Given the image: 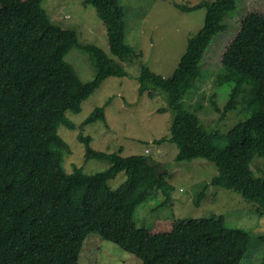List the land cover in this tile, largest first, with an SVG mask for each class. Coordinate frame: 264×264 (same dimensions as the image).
Wrapping results in <instances>:
<instances>
[{
  "label": "trees",
  "instance_id": "16d2710c",
  "mask_svg": "<svg viewBox=\"0 0 264 264\" xmlns=\"http://www.w3.org/2000/svg\"><path fill=\"white\" fill-rule=\"evenodd\" d=\"M41 1L0 0V264H78L91 232L136 255L138 264H239L251 235L227 225L221 214L159 216L148 225H135L141 202L160 191L164 204L173 189L158 162L145 153L124 156L121 150L94 149L90 136L80 130L85 158L105 159L107 166L95 172L81 166L65 170L69 150L58 125L75 126L65 112L78 113L81 102L106 77L126 75L124 62L136 60L140 52L125 40L124 10L117 0H83L96 9L116 59L93 43L79 45L76 31L54 23ZM174 5L206 11L170 76L145 64L138 70V93L164 92L167 105L159 111L173 112L170 135L153 143H175L176 160L202 157L215 163L217 173L201 183L195 204L216 185L264 210V13L247 12L222 54L215 80L229 86L223 113L236 109L240 98L248 114L218 133L201 123L196 111L202 103L190 101L192 93L187 103L184 97L202 78L199 63L213 36L226 28L236 0ZM74 45L95 60L91 80H81L64 60ZM103 109L96 106L79 126L104 120ZM254 157L263 162L260 174L252 169ZM121 170L124 182L110 187L107 180Z\"/></svg>",
  "mask_w": 264,
  "mask_h": 264
},
{
  "label": "rangeland",
  "instance_id": "374dc122",
  "mask_svg": "<svg viewBox=\"0 0 264 264\" xmlns=\"http://www.w3.org/2000/svg\"><path fill=\"white\" fill-rule=\"evenodd\" d=\"M123 7L125 40L140 52L133 61L124 62L127 71L123 76H108L82 102L78 113L70 110L65 116L74 123V128L58 125V133L64 138L68 152L64 154V168L71 171L81 166L85 172L106 168L107 161L100 158L87 159L84 144L78 140V131L90 136L94 149L106 152L121 150L126 156L145 153L157 161L168 184H171L170 199L164 204V196L155 191L150 199L141 202L134 212L135 225H148L154 218L174 216L176 218L200 217L211 213L224 216L229 226L245 229L250 233L248 248L239 264H264V210L256 203L245 200L240 193L221 186H210L205 195L197 201L201 183L208 182L217 173L214 162L202 157L190 160H176L178 148L175 143L165 140L153 143L154 139L170 135L173 112L159 108L167 105L164 92L146 91L139 94L136 75L142 64L168 77L185 51L187 39L203 25L205 7L183 11L174 3L193 5L201 0H117ZM42 6L49 18L56 24L76 31L79 45L93 43L115 57L109 49L106 29L96 9L83 0H42ZM249 11L264 13V0H236V8L226 16V28L215 34L199 63L203 72L195 82L190 101L198 100L202 109L196 111L204 128L223 133L245 115L240 104L236 109L223 113L228 99L229 86L219 84L215 74L221 68L222 54L233 39L245 14ZM83 81L91 80L96 72L95 60L88 51L77 45L72 46L64 56ZM193 90V91H192ZM96 106H104V120H96L79 126ZM148 152V153H146ZM264 162V158L261 157ZM254 157L251 166L260 174L262 160ZM126 178L124 170L107 180L116 188ZM133 253L122 249L117 243L102 238L96 232L89 233L79 254L78 264H138Z\"/></svg>",
  "mask_w": 264,
  "mask_h": 264
},
{
  "label": "clouds",
  "instance_id": "9594fccd",
  "mask_svg": "<svg viewBox=\"0 0 264 264\" xmlns=\"http://www.w3.org/2000/svg\"><path fill=\"white\" fill-rule=\"evenodd\" d=\"M210 44V43H209ZM207 49V48H206ZM84 243V242H83Z\"/></svg>",
  "mask_w": 264,
  "mask_h": 264
}]
</instances>
